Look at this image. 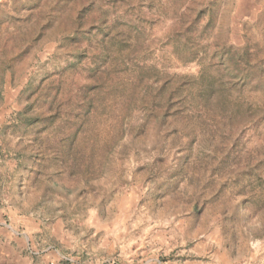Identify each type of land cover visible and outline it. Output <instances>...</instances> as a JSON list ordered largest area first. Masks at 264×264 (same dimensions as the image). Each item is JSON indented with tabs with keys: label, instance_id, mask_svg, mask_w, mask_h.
Here are the masks:
<instances>
[{
	"label": "rangeland",
	"instance_id": "1",
	"mask_svg": "<svg viewBox=\"0 0 264 264\" xmlns=\"http://www.w3.org/2000/svg\"><path fill=\"white\" fill-rule=\"evenodd\" d=\"M0 264H264V0H0Z\"/></svg>",
	"mask_w": 264,
	"mask_h": 264
}]
</instances>
